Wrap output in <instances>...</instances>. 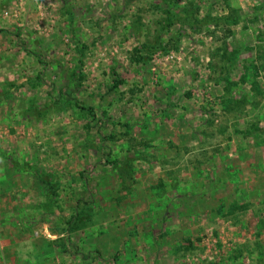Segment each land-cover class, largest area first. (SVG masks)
Wrapping results in <instances>:
<instances>
[{
	"label": "rangeland",
	"instance_id": "rangeland-1",
	"mask_svg": "<svg viewBox=\"0 0 264 264\" xmlns=\"http://www.w3.org/2000/svg\"><path fill=\"white\" fill-rule=\"evenodd\" d=\"M0 264H264V0H0Z\"/></svg>",
	"mask_w": 264,
	"mask_h": 264
},
{
	"label": "trees",
	"instance_id": "trees-1",
	"mask_svg": "<svg viewBox=\"0 0 264 264\" xmlns=\"http://www.w3.org/2000/svg\"><path fill=\"white\" fill-rule=\"evenodd\" d=\"M82 46V45H81ZM84 48H85V46H83ZM77 52L79 53V55H80V53L82 52L81 50H79V49H77ZM81 57V56H80ZM80 66H81V60L80 59H78V62H77V69H79L80 68ZM232 67H235V64H233L232 65ZM247 74V73H246ZM246 74H242V75H240L241 77H240V81H239V83H242V84H244V83H247L246 81V78H247V76H246ZM250 82L251 81H249L248 83H249V85H251L252 87H253V89H255L258 85L255 83H253V82H251V84H250ZM238 83V84H239ZM236 85H237V83H236ZM231 86V85H230ZM229 88V87H228ZM227 90V89H226ZM58 95H59V97L58 98H65L67 101H71L72 102V106H73V108L74 109H76V110H78V111H82L83 113H85V115H87V116H89L90 118H92V119H94V117L96 116L95 115V110L93 109V108H90V107H86V106H83V105H80L76 100H75V98L72 96V93L69 91V89H67V88H61L60 90H58ZM51 192L53 193V190L51 189ZM236 208H239V206H237L235 203L234 204H232V206H230L229 207V209H230V211H232L233 209H236ZM73 218H75L74 216L73 217H71L70 218V220L68 221V224H70L71 222H72V220H73ZM70 248V249H69ZM69 248H67V249H61V251L63 252V253H73L74 254V256H75V258H79L80 260H81V263H83V262H87L89 259H90V257L89 256H87V254H85V251H80V249L78 248V246L76 245V244H74V243H71L70 244V246H69ZM99 255V254H98ZM99 259H101V256H100V258ZM113 262L115 263L116 262V258L114 257L113 259Z\"/></svg>",
	"mask_w": 264,
	"mask_h": 264
}]
</instances>
